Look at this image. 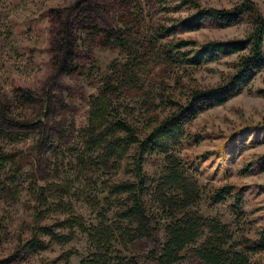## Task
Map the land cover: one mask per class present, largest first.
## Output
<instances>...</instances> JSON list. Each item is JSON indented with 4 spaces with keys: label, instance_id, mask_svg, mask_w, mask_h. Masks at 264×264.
I'll use <instances>...</instances> for the list:
<instances>
[{
    "label": "trees",
    "instance_id": "obj_1",
    "mask_svg": "<svg viewBox=\"0 0 264 264\" xmlns=\"http://www.w3.org/2000/svg\"><path fill=\"white\" fill-rule=\"evenodd\" d=\"M49 17L50 74L91 78L94 69L97 86L87 96L79 93L87 107L78 127L61 91L0 90V202H18L29 178L31 208L27 234L17 236L0 263L81 233L86 252L80 264H250V255L264 249V205L263 223L251 238L217 213L203 212L202 201L209 206L228 199L229 213L240 221L241 187L228 180L202 183L197 156L188 160L181 149L201 137L189 129L198 110L222 103L264 67V13L253 0L231 6L71 0L51 8ZM204 20L218 27L244 21L247 27L224 39L181 35ZM95 47L117 54L103 70ZM231 53L232 70L213 84L192 76L205 62ZM23 138L32 140L28 153L15 146ZM148 158L156 163L152 171L145 169ZM77 201L89 210L88 219L75 211ZM4 236L0 217V241ZM71 255L80 251L70 246L56 258L66 262Z\"/></svg>",
    "mask_w": 264,
    "mask_h": 264
},
{
    "label": "rangeland",
    "instance_id": "obj_2",
    "mask_svg": "<svg viewBox=\"0 0 264 264\" xmlns=\"http://www.w3.org/2000/svg\"><path fill=\"white\" fill-rule=\"evenodd\" d=\"M70 1L0 0V90L8 94L11 87L23 86L33 89L38 96H42L44 88L55 94L61 91L65 94L62 95L64 100L70 105L68 115L78 127L86 120L87 107L79 93L84 92V96H87L95 91L99 71L93 69L91 78L80 74H50L48 53L50 10ZM199 1L204 5L231 6L235 0ZM253 1L257 9L264 13V0ZM246 27L244 21L218 27L204 20L200 28L182 32L181 35L198 40L224 39L242 35ZM93 54L97 58L98 70H103L106 63L117 56L114 50L99 47L93 48ZM235 59L236 53L220 56L200 65L192 76L200 84H213L232 70L230 62ZM260 89H264V67L256 70L234 95L222 103L198 110L189 122V129L200 133L201 137L197 143H190L181 149L182 156L188 160L196 159L197 156V170L202 183L215 185L228 180L241 187L244 215L240 221H235L229 213L226 204L228 199L209 206L202 201L200 209L217 213L230 222L233 228L244 229L250 238L263 223L264 166L261 168V165L264 155V94L258 93ZM67 91L71 100L68 99ZM31 141V138H23L15 146L28 153ZM152 159L148 158L145 163L147 171H152L156 165ZM241 167L245 170L241 171ZM28 179L22 181L18 202H0V217L6 233L0 241V258L13 249L19 234H27L31 218L26 192ZM24 201L27 203L24 204ZM74 209L86 219L91 216L86 206L79 201L74 203ZM51 217L52 214L47 220ZM70 246L77 248L80 255H71L66 262L56 258L62 249ZM85 252V236L78 233L75 239L63 245L53 243L44 250L8 264H80L79 259ZM177 264L195 263L182 260ZM250 264H264V249L250 255Z\"/></svg>",
    "mask_w": 264,
    "mask_h": 264
}]
</instances>
